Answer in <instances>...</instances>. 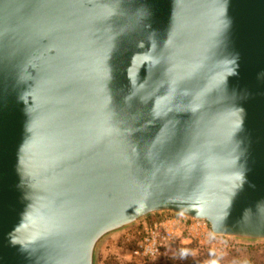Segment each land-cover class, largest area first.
<instances>
[{
	"label": "water",
	"instance_id": "obj_1",
	"mask_svg": "<svg viewBox=\"0 0 264 264\" xmlns=\"http://www.w3.org/2000/svg\"><path fill=\"white\" fill-rule=\"evenodd\" d=\"M162 213L264 241V0H0V264Z\"/></svg>",
	"mask_w": 264,
	"mask_h": 264
},
{
	"label": "rangeland",
	"instance_id": "obj_2",
	"mask_svg": "<svg viewBox=\"0 0 264 264\" xmlns=\"http://www.w3.org/2000/svg\"><path fill=\"white\" fill-rule=\"evenodd\" d=\"M176 216L170 213L155 214L144 219L132 228L110 237L104 241L98 256V264H164L169 262L171 258L177 259L179 254L185 255L187 264L201 260L203 257L211 256L212 264H244V260L248 261L252 253L264 255V241L258 242H242L228 237L207 236L206 228H201L197 234H190L187 227H189V220H184L183 236L173 240L166 245L161 254L155 257H135L131 254L134 248V241L125 236L126 232L137 229L144 222H151L164 216ZM178 217V216H176ZM186 222V223H185ZM210 229V225L207 224ZM247 250L243 255L234 259L233 254L239 250ZM264 258V257H263ZM246 264V263H245Z\"/></svg>",
	"mask_w": 264,
	"mask_h": 264
},
{
	"label": "built area",
	"instance_id": "obj_3",
	"mask_svg": "<svg viewBox=\"0 0 264 264\" xmlns=\"http://www.w3.org/2000/svg\"><path fill=\"white\" fill-rule=\"evenodd\" d=\"M189 224L187 229L192 235L197 234L201 228H206L207 236H217L213 234L205 221L189 220ZM183 228V219L170 215L153 219L151 222H144L137 229L131 232L127 231L125 236H127V239L131 238L135 243L134 248L131 250L133 256L148 258L161 254L166 245L183 236Z\"/></svg>",
	"mask_w": 264,
	"mask_h": 264
},
{
	"label": "trees",
	"instance_id": "obj_4",
	"mask_svg": "<svg viewBox=\"0 0 264 264\" xmlns=\"http://www.w3.org/2000/svg\"><path fill=\"white\" fill-rule=\"evenodd\" d=\"M247 250L243 249V250H239L238 252H236L235 254H233L234 259H237V257H241ZM188 257V256H187ZM187 257L185 258V255L183 254H179L177 256V259H175L174 257L171 258V260H169V262L164 263V264H187V260L185 261V259H187ZM264 255L262 254H257V253H252V255H250L249 260L245 261L244 260V264H264ZM212 259L211 256H205L203 257L201 260L195 261L193 263L190 264H212ZM222 264H225V260L222 261ZM238 264V263H237Z\"/></svg>",
	"mask_w": 264,
	"mask_h": 264
}]
</instances>
